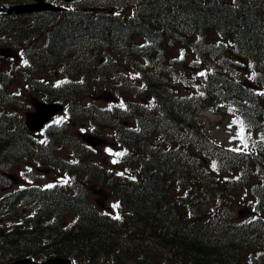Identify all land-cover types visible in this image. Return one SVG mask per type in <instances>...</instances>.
Listing matches in <instances>:
<instances>
[{"label":"trees","instance_id":"1","mask_svg":"<svg viewBox=\"0 0 264 264\" xmlns=\"http://www.w3.org/2000/svg\"><path fill=\"white\" fill-rule=\"evenodd\" d=\"M134 8L126 17L94 8L45 11L28 16V25L25 15L0 16V46L22 49L25 34L42 33L38 59L62 66L66 81L52 86L34 78L31 88L65 105L72 123L87 131L110 129L116 148L115 163L104 166L68 123L30 132L24 103L10 87L21 90L18 80L45 71L3 68L0 55V171L33 159L67 178H53L52 187L0 184V263L28 256L77 264H264V142L247 135L239 141L244 150L224 149L197 119L205 103L220 101L247 133H264V0H143ZM208 34L222 42L207 41ZM83 43L89 61L63 68ZM170 48L186 49L190 73H178L179 85L191 92L165 81L167 73L177 75ZM108 52L136 60L140 90L111 80L98 64ZM233 67L253 72L255 82L227 75ZM99 85L118 105L106 111L82 104L83 93ZM92 185L115 198V216L92 202Z\"/></svg>","mask_w":264,"mask_h":264},{"label":"rangeland","instance_id":"2","mask_svg":"<svg viewBox=\"0 0 264 264\" xmlns=\"http://www.w3.org/2000/svg\"><path fill=\"white\" fill-rule=\"evenodd\" d=\"M12 1V0H8ZM142 0H86L80 3H77V8L80 7H92V8H102V9H111V11H119L122 16L126 14L127 9L129 8L130 5H134L135 3L137 4ZM69 4V3H68ZM64 5L67 9H69L70 5L67 4H61ZM39 43V42H37ZM6 52V58L3 59V68H10L16 63L21 64V59L19 54L16 53L15 48H6L4 49ZM170 52L175 55L176 52L174 53L173 48L170 49ZM79 57H82L81 53H78V59H76L78 63H73L70 65V67H74L75 65H78L81 63V59L79 60ZM111 61L113 64V67L115 70L111 71L109 75L111 76V80L115 81V79L118 76H123L124 78H131V80L134 82V86L138 84L139 86L141 85V81L139 79L135 78V73L133 68L130 66L129 63H124L122 62L121 58H118L114 54H111ZM46 68V67H45ZM110 69L111 67H107ZM46 72L43 74L39 75H30L29 76V81L30 78H37L41 79L44 82H49V84L56 82L57 79H62L63 75H53V77L48 76V71L52 70L53 74L57 73L59 71V66H53V67H47ZM240 69H232V71H236ZM174 73H179V75H184L189 74L190 70L187 66V63L182 64L181 66H175L173 69ZM174 76L173 73H170L169 75L166 76V82L170 84H177L176 78L179 77ZM233 76L240 75L242 74L240 72H234L231 74ZM27 78V77H26ZM250 77L243 76L242 80H250ZM28 80V79H27ZM17 82H23V88L21 89V94L18 96L20 97V100L23 101L24 105L22 106L21 109V115L23 118L25 115H28L29 113L33 112L35 110L36 104L41 101V98H39V94L35 92H31L28 89L27 82L24 80H18ZM14 89H20V87L14 83L10 87V90ZM106 88L102 86H96L93 88H90L89 91L87 90L86 92L83 93V99L82 104H85L87 102H93L94 104L98 106H103L108 103V100H110V95H106ZM105 94V96H104ZM216 108L218 109L217 113H212L210 111L203 112L200 114V120L204 122L205 124V129L213 138L214 140H217L223 144H228L230 145L232 141L234 140H240L239 136L235 137V129L232 125V123L229 122V115L227 111L223 108V105L219 103ZM59 114V113H58ZM79 127H81V132L82 135H85V128L83 125H78L76 127H71L72 131L77 130ZM106 130H104L105 132ZM76 132V131H75ZM109 135H98L95 138L96 141V147L94 148V152L98 154V159L97 156L96 158L98 159V162L100 164L106 163L107 165H111L113 163V159L110 158V156L114 152V147L113 144L108 137ZM236 138V139H235ZM81 142H83V139H81ZM11 167L9 168H3L2 171H0V184L5 185L7 188H16L21 185H26V184H36V185H43V184H48L49 182L52 181L53 178H56L57 180L61 177L59 174L55 176L51 170H49L46 167H43L42 164H38L36 161L33 159H22L19 161H16V163L9 165ZM62 179V178H60ZM89 193L91 196V199L94 203H96L99 208H102L103 211L106 212H115L116 208V203H115V198L112 197V195L105 190L104 188H101L97 185H92L89 187ZM94 196V197H93ZM236 208L233 209L235 211ZM47 258V257H46ZM39 259V258H38ZM104 262L97 261L93 264H103ZM84 264V261H83ZM87 264V262L85 263Z\"/></svg>","mask_w":264,"mask_h":264},{"label":"water","instance_id":"3","mask_svg":"<svg viewBox=\"0 0 264 264\" xmlns=\"http://www.w3.org/2000/svg\"><path fill=\"white\" fill-rule=\"evenodd\" d=\"M38 1H40V3L32 5L31 7L27 8L26 6L25 8L27 9H21L19 7L7 8L0 6V13L3 15H7V14L20 13L22 11H27V10H42L49 8L48 5L42 3V0H38ZM37 108H38L37 111L29 114L26 119V125L32 131H38L49 120V118L54 114L56 110L54 104H46V103L38 104ZM9 264H71V262L70 259H66V258H54L44 263H34L28 258H23Z\"/></svg>","mask_w":264,"mask_h":264},{"label":"snow or ice","instance_id":"4","mask_svg":"<svg viewBox=\"0 0 264 264\" xmlns=\"http://www.w3.org/2000/svg\"><path fill=\"white\" fill-rule=\"evenodd\" d=\"M200 75H203V73H201ZM233 123H236V121H233ZM243 132H244V129H243V127H241L240 132L237 134V135L240 137L241 140L244 139V137H243ZM234 151H235V149H234ZM117 155H123V153H118ZM113 162L115 163V161H113ZM212 167L215 168L216 165L213 164ZM52 186H53V185H48V187H52ZM117 218H118V217H117Z\"/></svg>","mask_w":264,"mask_h":264},{"label":"bare ground","instance_id":"5","mask_svg":"<svg viewBox=\"0 0 264 264\" xmlns=\"http://www.w3.org/2000/svg\"><path fill=\"white\" fill-rule=\"evenodd\" d=\"M86 134V133H85ZM53 165V164H52ZM231 196V195H230ZM94 197V196H93Z\"/></svg>","mask_w":264,"mask_h":264}]
</instances>
